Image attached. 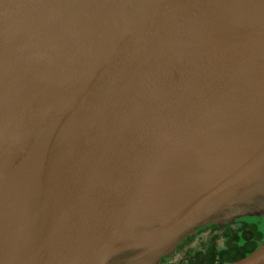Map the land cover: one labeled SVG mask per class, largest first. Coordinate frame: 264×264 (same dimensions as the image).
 Returning <instances> with one entry per match:
<instances>
[{
  "label": "water",
  "instance_id": "1",
  "mask_svg": "<svg viewBox=\"0 0 264 264\" xmlns=\"http://www.w3.org/2000/svg\"><path fill=\"white\" fill-rule=\"evenodd\" d=\"M263 211L264 0H0V264H158Z\"/></svg>",
  "mask_w": 264,
  "mask_h": 264
},
{
  "label": "trees",
  "instance_id": "2",
  "mask_svg": "<svg viewBox=\"0 0 264 264\" xmlns=\"http://www.w3.org/2000/svg\"><path fill=\"white\" fill-rule=\"evenodd\" d=\"M245 216H252V215H245ZM257 218H260L257 215H253ZM244 216L238 217L239 221L242 225L241 228H235L233 229L232 227H225L226 229L223 232V235H228V233L233 230L234 236L236 237L235 243L233 244H227L226 247H215V244L212 242L208 244L206 252H202L205 254L204 257H202L201 261L199 264H223V263H228L236 258H239L240 256L249 253L251 250H253L255 247H257L262 241H264V236L259 237H252L255 235L254 228H250L249 232L250 234H245L242 229L252 227L254 224L247 222L246 220L243 219ZM212 228L216 227V224L212 223ZM240 230V231H239ZM248 230V229H246ZM242 231V232H241ZM254 235H251L252 233ZM217 234L213 236L215 237ZM187 238H192L187 237ZM260 238V240H259ZM213 239V240H214ZM242 240L241 244H238L239 240ZM200 253H196L194 256L189 257V259L186 261L185 264H197L196 261H199V256ZM162 258L161 260H163ZM179 264V263H177Z\"/></svg>",
  "mask_w": 264,
  "mask_h": 264
},
{
  "label": "rangeland",
  "instance_id": "3",
  "mask_svg": "<svg viewBox=\"0 0 264 264\" xmlns=\"http://www.w3.org/2000/svg\"><path fill=\"white\" fill-rule=\"evenodd\" d=\"M243 219L249 223L256 224L257 230L262 234V236H264V221L261 218H257L252 215L244 216ZM239 225H241L240 222L235 224L232 228H240ZM250 228L252 227L249 226V228H247L248 230L243 232L245 234H250ZM223 232L224 231L217 229L215 231H205L201 233V235H194L191 239L185 241L184 244L178 247L172 255H170V262L168 264H185L189 257L194 256L196 253L202 254V252H206V248L208 247L207 245L212 242L215 244V247H223L224 245L227 246V244L235 243L236 237L234 236L233 230H231L228 235H223ZM215 234H217V236L214 239L213 236ZM241 242L242 240L240 239L238 244H241ZM201 259L196 261L197 264L200 263Z\"/></svg>",
  "mask_w": 264,
  "mask_h": 264
},
{
  "label": "flooded vegetation",
  "instance_id": "4",
  "mask_svg": "<svg viewBox=\"0 0 264 264\" xmlns=\"http://www.w3.org/2000/svg\"><path fill=\"white\" fill-rule=\"evenodd\" d=\"M257 216H259L263 221H264V211L262 212V213H259V215H257ZM240 221H239V218H236V219H233V220H228V221H226V222H224V223H221V224H216V227L215 228H212V225L211 224H208V225H204V226H201V227H199V228H196L195 230H194V232L191 234V235H189V236H187V237H193L194 235H201V233H203V232H205V231H215V230H217V229H220V230H222V231H224L226 228L225 227H233L235 224H237V223H239ZM239 227L241 228L242 227V225H239ZM252 228H254V231H255V235L252 233L251 235H254V236H252V237H260L261 236V233L257 230V226H256V224H254L253 226H252ZM247 228H245V229H242V231L243 230H246ZM241 231V232H242ZM184 238V240L177 246V248H176V250L178 249V247H180L182 244H184L185 243V241H187V240H189V239H191V238ZM259 240H260V238H259ZM223 247H226L225 245L223 246ZM175 250V251H176ZM205 256V254L204 253H202L200 256H199V259H201L202 257H204ZM170 257V256H169ZM169 257H166V258H164L163 260H160L159 262H158V264H161V263H165V264H168L169 262H170V258Z\"/></svg>",
  "mask_w": 264,
  "mask_h": 264
}]
</instances>
